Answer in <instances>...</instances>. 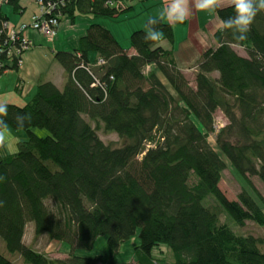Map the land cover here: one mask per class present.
<instances>
[{"label": "trees", "instance_id": "obj_1", "mask_svg": "<svg viewBox=\"0 0 264 264\" xmlns=\"http://www.w3.org/2000/svg\"><path fill=\"white\" fill-rule=\"evenodd\" d=\"M54 1L55 12L73 21L76 12L117 17L130 0ZM216 2L223 23L233 7ZM4 3L23 9L21 0L0 3V75L19 68L18 58L7 53L14 43ZM150 19L163 38L172 39L171 24L154 17L145 22ZM111 33L90 24L76 50L54 53L66 72L62 88L40 82L26 104L6 103L3 120L12 128L24 112L31 115L16 153L0 149V238L6 251L29 264H134L116 255L139 229L137 264H165L153 255L163 244L173 254L170 264H264V237L238 235L220 220L225 212L238 225L251 220L263 227L264 198L261 206L242 190L231 200L218 187L226 166L221 154L240 176L264 183V11L244 40L219 28L215 46L203 50L193 68V80L174 63L171 50L144 39V28L131 32L134 54ZM92 51L98 56L93 62ZM218 110L227 123L214 137L215 148L208 136ZM90 120L123 143H105ZM36 127L49 135H36ZM209 196L217 205L204 203ZM28 223L35 235L69 243V255L51 258L30 247L24 241ZM98 235H107L106 253L76 255L78 248H93ZM0 264L17 263L0 250Z\"/></svg>", "mask_w": 264, "mask_h": 264}, {"label": "crops", "instance_id": "obj_2", "mask_svg": "<svg viewBox=\"0 0 264 264\" xmlns=\"http://www.w3.org/2000/svg\"><path fill=\"white\" fill-rule=\"evenodd\" d=\"M170 2L171 0H130L127 2L129 8L114 18L76 12L73 21L70 17H65L71 21L72 25L73 23H79L78 31L73 35L72 33L69 35L68 32L69 29H72V26L67 22H63L58 26L56 35L52 41L47 40L38 31L28 29L25 35L33 42V46L23 52L20 59L21 65L18 70H6L4 74L0 75V103L21 105L18 103L20 100L26 102L28 98L31 97L32 99L40 82L51 81L59 88H62L66 80V72L60 63L53 58L54 53L56 51L72 52L76 50L79 47L80 38L86 34L87 28L92 23L100 24L109 29L128 54H134L135 50L130 44L131 32L144 28L145 21L151 17L161 19L160 12ZM21 3L23 9L20 11L14 10L7 3L12 8V13H14L12 18H9L10 15L3 5L1 7L2 11L8 16L9 23L12 26H18L23 23L28 24L31 22L33 16L41 13L37 0H21ZM185 3L189 10L187 19L182 23L171 24L173 31L172 39L168 41V39L162 37L159 44L165 49L171 50L174 56V63L188 77H192L193 68L197 64L203 50L215 46V40H213L214 33L221 28L223 23L214 10H198L195 7L196 0H185ZM229 4H232V0H218L220 7H225ZM136 8H138L137 15L140 17L136 24L130 27L117 24L120 28H116V25L113 23L123 21L129 16V11ZM80 17H84L81 23L79 22V19H82ZM108 21H112L113 26L107 24L111 23ZM162 21L169 23L166 19H162ZM69 45L71 47H68ZM88 56L91 62L95 61L98 57L97 53L93 51ZM29 227L34 231L32 224L28 223L26 228Z\"/></svg>", "mask_w": 264, "mask_h": 264}, {"label": "rangeland", "instance_id": "obj_3", "mask_svg": "<svg viewBox=\"0 0 264 264\" xmlns=\"http://www.w3.org/2000/svg\"><path fill=\"white\" fill-rule=\"evenodd\" d=\"M230 5V4H229ZM231 6V5H230ZM4 9L9 13L10 17L14 15L12 13V8L7 4H3ZM138 8L129 11L130 14L129 16L124 19L121 22H115L113 24L116 25V28H120L117 26V24H121V26L125 27H130L133 24H136V22L139 20V16L137 15ZM82 19H79V22L81 23L82 20H84V17H80ZM109 20V19H108ZM63 22H67L72 26V29H69L68 34L70 35L72 33L75 34L78 31L79 23L76 25L71 23L69 19H67L65 16L61 17V20L59 22V25ZM78 22V21H77ZM111 23H107L113 26L112 21H108ZM28 29H33L31 27H27L26 31ZM35 30V29H33ZM37 31V30H35ZM39 32V31H38ZM40 33V32H39ZM68 47H71L70 45ZM72 49V48H71ZM235 49L238 50L239 53L245 54L244 49L241 47H235ZM147 72V70H146ZM190 79L193 80V77L190 76ZM31 99L28 98L27 101ZM23 101H19L18 103L25 104L27 103ZM92 125L96 127L97 132L99 136L102 138L105 143H108L112 146H120L123 143V140L120 139V137L112 131L104 130V126L101 122H94L93 120H90ZM227 123L226 117L223 115L221 111L215 112V123H214V132L209 134L208 140L214 146L217 148V145L215 143V135L219 131L221 127H223ZM97 125V126H96ZM33 132L41 137H44L46 135H49V132L45 128H38L36 127L32 129ZM23 129H15L9 126L8 132L6 133L7 139H8V144L11 146L15 147V151H10L8 148H4L7 153H16L18 150V146L16 145L17 141L25 140L27 139V133ZM1 149V147H0ZM222 159L225 162V168L221 172V179L219 182V188L223 191V193L227 196V198L231 200H236L238 199V195L242 190H247L252 197H254L258 203L262 206V202L260 198H264V183L260 180L259 177L257 176H249V179L246 180L240 174L237 172L234 166L230 163V161L223 156V154L220 155ZM204 203L206 205H217V202L213 196H209L205 198ZM220 220L222 223L228 224L235 233L238 235H249L251 234L252 236H258V237H264V226L257 225L251 220H248L245 222L244 225H238L231 217H229L225 212H222L220 215ZM33 225L34 224L30 223ZM26 235H25V242L32 246L34 250H37L39 252L45 253L51 258H65L69 255L71 251V245L67 242L64 241H58L55 239H49L47 235H35V232L32 230V228H26ZM139 229L136 231V234L131 236L126 242H122L119 250L117 259L120 262H132L134 264H137L135 261L136 255H135V248L138 243H140V238H139ZM107 235H98L97 238L95 239L94 245L92 246L93 248L91 249H76L75 253L76 255H81V256H87V257H95L96 255H101L107 252L108 250V241H107ZM0 250H3L8 254L12 261H15L17 264H29L28 262L23 261L24 259L20 257L18 253H9L5 249L4 242L0 238ZM153 255L155 256L154 258H160L161 260L164 261L165 264H170L173 263V254L171 253V250L166 246V245H159L153 250ZM156 260V259H155ZM159 261H157V264Z\"/></svg>", "mask_w": 264, "mask_h": 264}, {"label": "clouds", "instance_id": "obj_4", "mask_svg": "<svg viewBox=\"0 0 264 264\" xmlns=\"http://www.w3.org/2000/svg\"><path fill=\"white\" fill-rule=\"evenodd\" d=\"M195 7L201 11H212L217 7L216 0H196ZM233 15L224 20L221 28L231 29L236 39L244 40L246 33L249 31V25L253 21L257 12L264 11V0H232ZM160 18L166 19L169 24L182 23L189 15L188 7L185 0H171V2L160 12ZM155 20L150 19L144 25V39L146 41L159 42L162 39V33L154 25ZM8 113V105L0 103V147L8 148L15 151V147L8 144L6 133L9 124L3 120ZM31 115L23 113V118H18L16 127L23 129L25 121L30 122ZM19 143V141H17Z\"/></svg>", "mask_w": 264, "mask_h": 264}, {"label": "built area", "instance_id": "obj_5", "mask_svg": "<svg viewBox=\"0 0 264 264\" xmlns=\"http://www.w3.org/2000/svg\"><path fill=\"white\" fill-rule=\"evenodd\" d=\"M6 0H0L3 3ZM40 6L41 13L33 16L31 22L28 24L23 23L18 26H12L6 23L8 29L9 39L14 43L13 48L7 50L8 55H15L18 59L19 66L21 65V57L23 52L32 48L33 42L25 35L26 28L31 27L41 33L47 40L52 41L56 35L58 25L60 22V13L55 12L57 2L54 0H37ZM109 5H115L113 1H108ZM3 48L1 47L0 51Z\"/></svg>", "mask_w": 264, "mask_h": 264}]
</instances>
